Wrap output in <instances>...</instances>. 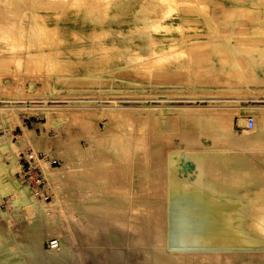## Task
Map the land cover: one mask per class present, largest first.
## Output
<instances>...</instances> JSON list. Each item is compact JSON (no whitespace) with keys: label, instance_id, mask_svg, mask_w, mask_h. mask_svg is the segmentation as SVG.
I'll return each mask as SVG.
<instances>
[{"label":"rangeland","instance_id":"374dc122","mask_svg":"<svg viewBox=\"0 0 264 264\" xmlns=\"http://www.w3.org/2000/svg\"><path fill=\"white\" fill-rule=\"evenodd\" d=\"M28 1L0 0L2 14L7 11L0 13L1 20L20 23L0 30V143L6 144L0 152V213L8 215L15 232L27 219V203L18 201L14 185L19 180L29 199L52 205L63 233L47 238L45 251L34 231L12 233L13 243L1 238L0 264H264V245H241L239 234L230 237V245L218 241L200 249L173 247L168 203L173 194L169 155L176 150L183 160L181 176L196 171L192 160L199 156L213 177L217 172L241 178L244 188L230 190L264 189V14L251 12L253 7L263 12L264 0H49L52 5L32 0L40 6ZM34 12L40 15L36 25L30 22ZM201 14L211 24L185 22ZM145 18L154 20L156 27L144 29L153 38L137 31L130 37L119 35L135 23L143 26ZM190 43L203 46L188 47ZM31 59L34 63L28 65ZM8 101L21 108L16 119L1 113L13 108H7ZM99 105L127 107L120 112L131 126L113 120L118 111L98 112ZM36 106H88L82 110L93 115L91 123H82L71 113L79 108L68 107L69 117L65 113L62 125H53L57 111L49 119ZM246 106L258 110L246 113ZM229 110H235L233 126L222 136ZM250 118L253 129L247 125ZM124 132L128 134L120 137ZM44 133L48 148L40 150L34 139ZM112 136L111 149L99 142ZM219 149L245 154L254 169L232 173L239 169V157L216 153ZM53 160L57 163L51 165ZM30 164L36 168L28 177ZM260 199H248L250 213L253 206L264 208ZM53 245L75 251L78 262L71 252L68 259H59L63 254L58 257Z\"/></svg>","mask_w":264,"mask_h":264},{"label":"bare ground","instance_id":"6f19581e","mask_svg":"<svg viewBox=\"0 0 264 264\" xmlns=\"http://www.w3.org/2000/svg\"><path fill=\"white\" fill-rule=\"evenodd\" d=\"M25 1V0H24ZM28 1V0H26ZM32 1V0H31ZM34 1V0H33ZM32 3L30 2V4H37L34 2H37L36 0ZM40 1V0H39ZM38 1V4H40V2ZM53 1V0H52ZM52 1H45L46 2H51L50 4L52 5ZM71 0H69L68 2L70 3ZM75 1V0H74ZM81 1V0H80ZM196 1V0H195ZM261 1V0H260ZM89 2V1H88ZM98 2V1H97ZM96 2V4H98ZM44 3L41 1V4ZM56 4L57 1L55 2ZM61 3V2H60ZM63 3V2H62ZM68 3V5H69ZM73 3V2H72ZM154 3V2H153ZM179 3V2H178ZM11 4V3H10ZM29 4V1H28ZM44 4V5H45ZM49 4V5H50ZM53 3V5H56ZM65 4V1H64ZM81 4V3H80ZM100 4V3H99ZM146 4H148L146 2ZM157 3H155L156 5ZM22 5V4H21ZM51 5L49 6V11H51ZM92 5V4H91ZM94 5V4H93ZM101 5V4H100ZM99 5V6H100ZM20 5H16V7ZM27 6V4H26ZM36 6V5H35ZM40 6V5H39ZM43 6V5H42ZM48 6V3H47ZM46 6V7H47ZM59 8L61 9L60 6L62 5H58ZM64 6H67L66 4ZM71 6V5H70ZM145 6V5H144ZM147 6V5H146ZM150 5L148 4V7ZM199 6V5H198ZM197 6V7H198ZM30 10V5L27 6ZM38 7V6H37ZM37 7L35 9H37ZM45 7V6H44ZM57 7V6H55ZM162 8V6H159ZM25 8V7H24ZM41 9V7H38ZM68 8V7H67ZM18 9V7H17ZM23 9V8H22ZM33 10V8H31ZM45 8H43L44 10ZM47 9V8H46ZM63 9V6H62ZM96 9V8H95ZM151 11V8H148ZM159 9V8H158ZM164 8H162L163 10ZM166 9V8H165ZM2 10V9H1ZM0 10V13L2 14ZM28 10V11H29ZM48 10V9H47ZM65 10V9H64ZM168 10V9H166ZM200 10V9H199ZM4 11V9H3ZM23 10H21L22 12ZM37 11V10H36ZM57 11V10H54ZM62 11V10H61ZM90 11V9H89ZM103 11V10H102ZM153 11V10H152ZM160 10H157V12H159ZM7 12V11H5ZM3 12V14L5 13ZM32 12V11H31ZM88 12V11H87ZM154 12V11H153ZM162 12V11H160ZM159 12V13H160ZM164 12V11H163ZM251 12L253 14H256L258 16H262L264 14V11H259L256 10L255 7H253L251 9ZM12 13V12H11ZM24 13V12H23ZM23 13H20L21 15ZM157 13V14H159ZM202 13V12H201ZM2 14V15H3ZM19 14V13H18ZM31 14V13H30ZM64 14V13H63ZM234 14V13H233ZM1 15V17H2ZM8 15V14H7ZM12 15H14L12 13ZM17 15V14H16ZM26 15V14H25ZM96 15V14H95ZM98 15V14H97ZM161 15V13L159 14ZM190 15V13H189ZM4 16V15H3ZM24 16V15H23ZM57 16V15H56ZM86 16V15H85ZM93 16V15H91ZM200 18H187L185 20V22L188 23H192V24H198L200 22H206V23H210L211 24V20L209 19L208 15H199ZM208 16V17H207ZM232 16V15H231ZM8 17V16H6ZM10 17V16H9ZM12 17V16H11ZM17 17V16H16ZM15 16L12 17L15 19H19L18 17L16 18ZM141 17V16H139ZM148 17V15H147ZM150 17V16H149ZM160 17V16H158ZM4 18V17H3ZM21 18V17H20ZM25 18V17H24ZM38 18H40V15L36 12H34L33 17L31 19L30 22H32L33 24H37L38 22ZM85 18V17H84ZM91 18V17H89ZM151 19L153 18L150 17ZM145 18V24L143 26L139 25L138 23H135L137 21L134 20V27L131 26L128 29H121L119 31V35L123 36V37H130L132 35H134V33L137 31L138 33H141L142 36H145L146 38H153L152 35L149 36V32L147 33L144 29H151L155 26L154 20ZM157 18V17H156ZM161 18V17H160ZM217 18V17H215ZM232 18V17H231ZM8 19V18H7ZM143 19V18H142ZM5 20V19H3ZM1 20L0 18V30L1 29H6V28H10L11 26L14 28V25H18V21L16 20H9L8 23H6L5 21ZM118 20V19H117ZM16 21V22H15ZM98 21V19L96 20ZM116 21V19H115ZM251 22V21H250ZM6 23V24H5ZM97 23V22H96ZM56 24V23H55ZM99 24V23H98ZM246 24V23H245ZM20 25V23H19ZM18 25V26H19ZM91 25V24H90ZM187 25V24H186ZM249 25V24H248ZM83 26V25H82ZM226 26V25H225ZM34 27V26H33ZM46 27V26H45ZM166 29H170L172 27L170 26H164ZM16 30L18 29L17 26L15 27ZM35 28V27H34ZM176 28V27H175ZM225 28V27H224ZM22 29V28H21ZM38 29V28H37ZM46 29V28H45ZM44 29V30H45ZM178 29V28H177ZM219 29V28H218ZM226 29L227 28L226 26ZM8 30V29H7ZM12 30V29H10ZM15 30V29H13ZM12 30V31H13ZM222 30V29H221ZM220 30V32H221ZM224 30V29H223ZM19 31V30H18ZM229 31V30H228ZM15 32V31H14ZM24 32V31H23ZM46 31H44L45 33ZM2 33V32H1ZM16 33V32H15ZM42 33V32H41ZM17 34V33H16ZM25 34V33H24ZM15 35V34H14ZM35 35V34H34ZM42 35V34H41ZM220 35V34H219ZM224 35V34H223ZM10 36V35H9ZM8 36V37H9ZM29 36V35H28ZM50 36V35H49ZM54 36V35H53ZM262 36V35H261ZM14 37V36H13ZM38 37V36H37ZM43 37V36H42ZM48 37V35H47ZM55 37V36H54ZM12 38V37H11ZM227 38V37H226ZM40 39V38H39ZM135 39V38H134ZM28 40V39H27ZM12 41V40H11ZM45 41V40H44ZM46 42V41H45ZM50 42V41H49ZM55 42V40H54ZM234 42V41H233ZM28 43V41H27ZM60 43V42H59ZM243 43V42H242ZM12 44V43H11ZM225 44V42L223 43ZM253 44V43H252ZM256 44V43H255ZM264 44V43H263ZM22 45V44H21ZM47 45V44H46ZM50 45V44H48ZM52 45V44H51ZM60 45V44H59ZM153 45V44H152ZM151 45V46H152ZM208 45V43H207ZM211 45V44H210ZM13 46V45H12ZM17 46V45H16ZM31 46V45H30ZM190 46H200L202 47L203 44H198V43H190L188 45V47ZM18 47V46H17ZM22 47V46H21ZM187 47V48H188ZM59 48V47H57ZM244 48H247L244 46ZM22 49V48H20ZM176 49V48H175ZM187 49L183 50L182 53H186ZM196 51H198L197 49H195ZM1 51V49H0ZM17 51V50H16ZM28 51V50H27ZM174 51V50H173ZM177 52H181V51H177ZM42 53V52H41ZM101 53V52H100ZM129 53V52H128ZM172 53V51H171ZM178 53V54H179ZM33 55H39V53H33ZM170 55V54H169ZM176 55V54H175ZM86 56V55H85ZM30 57V56H29ZM144 57V56H143ZM165 57V56H164ZM242 57V56H241ZM41 58V57H40ZM159 58V57H158ZM157 58V59H158ZM163 58V57H162ZM166 58V57H165ZM243 58V57H242ZM1 59V58H0ZM145 59V58H144ZM154 59V58H153ZM160 59V58H159ZM244 59V58H243ZM5 60V59H4ZM15 60V59H13ZM146 60V59H145ZM10 61V60H9ZM28 65H31L33 62V60H27ZM40 61V60H39ZM151 59H150V64H151ZM156 61V60H154ZM205 61V60H204ZM208 61V60H207ZM35 62H37L35 60ZM80 62V61H79ZM141 62V61H139ZM153 62V61H152ZM5 63V62H4ZM27 63V62H26ZM146 63V62H145ZM148 63V62H147ZM146 63V64H147ZM149 64V63H148ZM200 64V63H199ZM0 66H1V62H0ZM2 66H7V65H3ZM26 66V64H25ZM18 67V66H17ZM29 67V66H28ZM27 68V66H26ZM25 68V69H26ZM236 78V76L234 77ZM219 80V79H218ZM238 80V79H237ZM56 81V80H55ZM240 81V78L239 80ZM8 84V82L6 83ZM151 86V85H150ZM4 87V86H3ZM7 87V86H6ZM30 87V86H29ZM31 87H33L31 85ZM0 88H1V82H0ZM5 88V87H4ZM76 91V90H75ZM82 93V92H81ZM115 96V95H114ZM118 96V95H117ZM120 96V95H119ZM83 101V100H82ZM30 102V101H29ZM7 103L9 106H7V108H11L13 107L10 111H8L7 109H3L1 110V113L7 118V119H11V118H17L16 114L18 113L17 111H19V107L20 106H13L12 104L16 103V102H12V101H8L5 102ZM46 103V102H45ZM34 108V106L32 105H25L22 106V108ZM36 107H41L40 110L41 111H45L49 116V119H52V113L54 111H57L58 115L56 119V121H51L54 124H57L62 118L63 115L66 113V119L67 116L69 117V114L66 112V108L68 107H75L79 108V110H71V113H74L73 118L79 120L82 123H91V116L93 114H89V111H85L82 110V108L88 107V106H57V108L55 109H51L50 107H55V106H36ZM92 107V106H91ZM97 107H101V108H95L96 110H98V112L100 111V113H105L106 111H125V109H127V107H120L117 109H113L111 108L112 106H97ZM106 107V108H105ZM156 107V106H155ZM160 107V106H159ZM81 108V109H80ZM93 108V107H92ZM116 108V107H115ZM129 108V107H128ZM132 108V107H131ZM142 108V107H141ZM148 108V107H146ZM150 108V107H149ZM243 108V107H242ZM262 108V107H259ZM152 109V108H151ZM150 109V110H151ZM158 109V108H157ZM30 110V109H29ZM143 110V109H142ZM166 110V109H165ZM243 110L247 113V112H254L257 111L258 108L255 106H246V108L244 107ZM13 111V112H12ZM75 111V112H74ZM84 111V112H83ZM127 111V110H126ZM146 111V110H145ZM153 111V110H152ZM166 111H170L169 109H167ZM141 112V110H140ZM210 112V111H209ZM235 110L231 111L229 110L228 112H224L225 114L228 113L229 117L227 118L228 122L225 123L227 124V130H222L221 131V135L225 136L226 134L231 133V129L233 126V117L235 115ZM14 113V114H12ZM93 113V112H91ZM95 113V111H94ZM193 113V112H192ZM222 113V112H221ZM234 113V114H233ZM97 114V113H96ZM107 114V113H106ZM199 114V113H198ZM210 114V113H209ZM216 114V112H215ZM219 114V112H218ZM2 115V116H3ZM72 115V114H71ZM101 115V114H99ZM104 115V114H103ZM111 115V114H110ZM117 116H115L114 114H112V118L115 122H119L121 124H125V125H129L131 126L132 122L129 121L130 119H126L127 117L124 116L123 113H118L116 114ZM134 115V114H133ZM95 116V115H94ZM97 116V115H96ZM106 116V115H105ZM221 116V114H220ZM128 117H132L128 116ZM182 117V116H181ZM193 117V116H192ZM196 117V116H195ZM97 118V117H96ZM203 117H201L200 120H202ZM209 118V117H208ZM64 119V118H63ZM65 119V121H66ZM139 119V118H138ZM142 119V118H141ZM213 119V118H212ZM221 120V118H218ZM224 120H226L223 117ZM100 120V119H98ZM209 120V119H208ZM219 120V121H220ZM7 121V120H6ZM133 121V120H132ZM141 121V120H140ZM218 120H216V122H219ZM131 122V124H130ZM134 122V121H133ZM8 124V122H6ZM60 123V122H59ZM220 123V122H219ZM61 124V123H60ZM222 124V123H220ZM224 124V125H225ZM62 125V124H61ZM167 125V124H166ZM57 126V125H56ZM170 127V126H167ZM131 128V127H130ZM141 128V127H140ZM132 130V129H131ZM28 131V130H27ZM133 132V131H130ZM140 132V131H139ZM141 133V132H140ZM128 133L124 132L120 137L126 136ZM26 137V136H25ZM138 139L139 138L138 136ZM112 140H113V136L110 138H106L104 141H99L100 143H102L103 147L105 148H112ZM142 141V140H140ZM8 147L10 148L11 145L10 143H8ZM6 146V144L4 145V143H0V152L3 150V148ZM34 147L40 149V150H44L48 148V137L46 135V133H44L42 136L39 137H35L34 139ZM205 147V146H204ZM136 149V148H135ZM214 151V150H213ZM180 152L179 150L176 151H171L170 155H169V177H168V185L169 187H171L173 189V194L172 196L170 195V199L168 201L169 203V211H170V228H169V240L170 242L173 244V247L177 248V249H200L202 246L203 247H207V246H211L214 245L215 243H217L218 241L222 242V243H232L230 237L231 236H235L236 234L240 235V239H239V243H241V245H247V246H252L253 244H260V245H264V212L262 213V211H264V208H259L257 206V208L255 206H253V208H250V211L252 213L249 212V208L247 207V203H248V199L252 196L261 198L260 201L262 200V202H264V189L263 187H261V189H263V191H257V189H254V191L251 192H241L242 193H238L237 190L232 191V189H243L244 187L240 184L241 178H237V176H226L224 173L223 177L221 175V177L219 176V173L217 175V172L215 173L216 176L213 177L210 171H207L204 169L203 167V161L204 159H202V157H194L193 158V162L195 165V172L190 173L189 171L187 173H190L188 176H184V175H180L181 174V170H180V166L182 163V157L180 155H178L177 153ZM202 152V151H201ZM216 153H223V152H229L232 153L233 155H236L239 157L238 159V163H239V169H237V171L232 172L234 174H238V173H244V174H248L249 173V169H254L253 166V162L252 160L247 157L245 154H241L240 152H237L235 150H227V149H219L215 151ZM205 153V151H204ZM33 154V153H32ZM177 154V155H175ZM223 155L221 154V157ZM2 158V157H0ZM217 158V157H216ZM224 158V156H223ZM226 159V158H225ZM2 160V159H1ZM227 160V159H226ZM49 161V160H48ZM225 161V160H224ZM230 162V161H229ZM228 162V163H229ZM49 163V162H48ZM212 163V162H210ZM216 163V162H215ZM214 163V164H215ZM222 163V161H221ZM220 163V164H221ZM4 164V163H3ZM37 164V163H36ZM44 163H41V165H43ZM2 165V163H1ZM46 165V164H45ZM183 165V164H182ZM230 165V164H229ZM3 166V165H2ZM234 166V165H233ZM39 167V166H38ZM45 167V166H44ZM43 167V168H44ZM67 167V166H66ZM209 167V166H208ZM218 168V167H217ZM223 168V167H222ZM235 168V167H234ZM238 168V167H237ZM186 169V167H185ZM188 169V168H187ZM186 169V170H187ZM210 169V168H209ZM221 169V168H220ZM225 169V168H224ZM232 168L229 167V170H231ZM47 170L49 171L48 167ZM54 170H57V168H55ZM183 170V169H182ZM226 170V169H225ZM233 170V169H232ZM43 171V170H42ZM223 171V170H221ZM254 171V170H253ZM5 172V171H3ZM44 172V171H43ZM220 172V171H218ZM230 172V171H229ZM184 173V172H183ZM254 173V172H253ZM256 174V173H254ZM5 175V173H4ZM3 175V176H4ZM227 175H230L227 174ZM45 176V175H44ZM219 176V177H217ZM257 176H259L257 174ZM256 176V177H257ZM227 177V178H226ZM264 178V177H263ZM258 180V177L256 178ZM260 179V177H259ZM263 180V179H261ZM230 181L233 183V185L231 186V184L229 186H227V182ZM5 181H3L4 183ZM7 182V181H6ZM243 182V180H242ZM259 182V180H258ZM249 183V182H248ZM244 184V183H243ZM246 184V183H245ZM244 184V185H245ZM260 184V183H258ZM14 185H16L15 189L16 191L20 192V196H19V200L21 202H24L25 204L27 203V211H28V217L27 219H24L21 221L19 227L17 228L16 232L13 230V228H11L8 224V215L4 214V213H0V239L3 238L6 242L8 243H13L14 240L12 239V233H26V232H30V231H34V233H37L36 235V242L39 244V246H42V248L44 249V251L46 250L44 248V242L47 238H50L51 236L57 237L58 235H60L61 233H63V230L61 228V223H62V219H60L59 217H57V215H55V213L52 210V205L50 204H41L40 201L39 203L37 202H33L31 199H29V197L27 196L28 194V188L25 187L23 185V183L19 180H17ZM257 185V184H256ZM262 186V185H261ZM3 187V186H2ZM1 187V188H2ZM7 187V186H6ZM247 187V186H246ZM252 187L254 188V186L252 185ZM257 188L260 187V185L256 186ZM14 188V187H13ZM230 188H232L230 190ZM4 190V189H3ZM8 190V189H7ZM9 191V190H8ZM7 191V192H8ZM246 191V190H243ZM248 191V190H247ZM6 193V192H5ZM4 193V194H5ZM35 195V192H33ZM17 194V192H16ZM19 195V194H18ZM169 195V194H168ZM36 196V195H35ZM16 198H18L17 196H15ZM78 200V199H76ZM255 200H253L254 202ZM16 202V201H15ZM255 205V203H254ZM252 209V210H251ZM31 222L34 223V226L31 227ZM7 230V231H6ZM219 233H218V232ZM222 232V233H220ZM237 242V241H236ZM58 242H55L54 245H56ZM219 243V242H218ZM53 245V246H54ZM218 245V244H217ZM216 245V246H217ZM230 245V244H229ZM153 246V245H152ZM55 250L58 253V257L59 254H63L62 257L60 256L59 259L62 260H66L68 259L67 255L68 252H71V255H73L76 259V261L78 262L79 257L76 255L75 251L71 250L70 248H65V247H57L54 246ZM57 247V248H56ZM100 249V248H99ZM155 249V248H154ZM153 249V250H154ZM158 249H160L158 247ZM156 249V250H158ZM151 250V249H150ZM162 249H160L159 251H161ZM158 251V252H159ZM165 251V250H164ZM157 252V253H158ZM163 252V251H161ZM172 252V251H171ZM169 252V255L170 253ZM189 252V251H187ZM187 252L185 254H187ZM205 252V251H204ZM203 252V253H204ZM207 252V251H206ZM223 252V251H222ZM225 252V251H224ZM230 253V251H228ZM46 253H50V251H46ZM176 253V252H175ZM181 253V252H180ZM184 255V252H182ZM199 253V252H198ZM202 253V252H200ZM161 254V253H160ZM167 254V253H166ZM177 255L179 254L176 253ZM181 255V254H180ZM175 256V254H174ZM171 257V255H170ZM173 257V256H172ZM176 257V256H175ZM135 258V256H134ZM136 259V258H135ZM135 263V262H133Z\"/></svg>","mask_w":264,"mask_h":264},{"label":"built area","instance_id":"2783aa9c","mask_svg":"<svg viewBox=\"0 0 264 264\" xmlns=\"http://www.w3.org/2000/svg\"><path fill=\"white\" fill-rule=\"evenodd\" d=\"M247 125H248V127H249L250 129H253L254 126H255V121H254V119L250 118V119L247 121ZM56 163H57V160H53V161H51V165L56 164ZM35 168H36V167H33V166L30 164V166H29V173H26V175H27L28 177H30L29 174H32V173H33V170H34Z\"/></svg>","mask_w":264,"mask_h":264}]
</instances>
